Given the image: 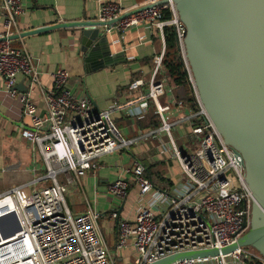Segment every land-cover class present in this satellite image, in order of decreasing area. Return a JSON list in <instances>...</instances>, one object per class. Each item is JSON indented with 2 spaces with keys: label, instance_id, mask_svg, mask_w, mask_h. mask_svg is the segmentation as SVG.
Masks as SVG:
<instances>
[{
  "label": "built area",
  "instance_id": "built-area-1",
  "mask_svg": "<svg viewBox=\"0 0 264 264\" xmlns=\"http://www.w3.org/2000/svg\"><path fill=\"white\" fill-rule=\"evenodd\" d=\"M160 1L144 0L129 8L106 1L98 11L101 21H116L108 25L107 31L124 32L139 24L154 25L160 30L164 52L157 57L149 79L136 78L128 85L131 94L139 93L144 87L148 89L146 97H137L139 106L133 114H145L149 103L155 106L162 124L148 134L161 132L169 137L173 155L180 160L188 178L168 192L155 188L140 161L128 170L142 195L153 192V198L140 208L135 221L120 220L116 212L110 215L118 220L117 249L127 246L134 238L138 253L135 264L153 263L178 252L221 249L233 244L245 233L254 200L246 182L243 158L223 140L199 98L183 47L186 30L175 3ZM0 2L4 18V31L0 34V76L5 77L6 89L18 97L24 115L32 119V127L24 128L22 135L40 151L46 164L45 177L52 181L28 192L23 186H17L0 194V216L7 217L0 228V264H115L100 230L103 214L94 210L74 214L65 196L71 184L80 183L88 171L99 168L97 160L134 143L122 135L112 120L120 106L99 109L90 98L77 97L68 87L73 77L64 68L51 73L54 90L43 86L42 72L33 55L25 47L21 51L12 44L11 37L21 35L18 19L25 10L23 0ZM165 11L171 12L172 17L167 19ZM172 26L177 32L195 97L193 111L183 119L191 127L195 144L191 152L181 151L174 141L172 131L177 121L171 119L183 108H189L188 104L177 98L166 102L162 99L168 93L167 86L159 79L166 52L164 29ZM19 74L29 81L26 93L15 88ZM33 87H39L45 99L44 117L39 115L32 99ZM130 184L128 179L120 177L108 185V191L117 198H125ZM8 228L11 230L6 232ZM244 256L264 262L256 250L239 247L220 258L179 259L171 264H208L215 260L227 264L228 257L243 264Z\"/></svg>",
  "mask_w": 264,
  "mask_h": 264
},
{
  "label": "crops",
  "instance_id": "crops-1",
  "mask_svg": "<svg viewBox=\"0 0 264 264\" xmlns=\"http://www.w3.org/2000/svg\"><path fill=\"white\" fill-rule=\"evenodd\" d=\"M106 1L119 2L122 7L129 8L144 0H23L25 10L18 19L19 34L61 23L102 22L98 11L100 5ZM3 23L0 2V34L4 31ZM99 26L101 32L107 34L113 53L118 54L110 65L103 64L104 61L100 58L87 59V52L82 50L81 44L82 26H61L31 33L13 39L12 44L21 51L25 47L33 55L42 72L41 83L47 89L54 90L51 73L64 68L73 77L68 87L77 97L90 98L93 105L99 109L120 106L119 111L113 114L112 120L122 135L126 139L134 140V143L97 160L99 168L88 171L80 179V183L71 184L66 196L73 200L69 198L70 202L66 196L65 200L74 214H83L88 210L103 214L100 230L114 255L115 264H135L138 253L133 245L134 238L127 246L117 249L118 220L110 215L116 212L120 220L135 221L140 208L153 198V192L144 195L140 193V186L128 172L139 161L147 170L149 165L153 166L154 173L150 176L156 189L169 192L170 188L176 187L169 177L170 159L173 155L169 137L161 132L159 135L144 134L149 129L147 119L157 112L155 106L149 103L145 114H133L139 106L137 97H146L148 89L144 87L139 93L131 94L128 87L136 78L149 79L157 57L164 52V43L160 30L154 25L139 24L124 32L107 31L108 25ZM176 42L180 48L178 37ZM159 79L168 88L163 101L177 98L188 104L189 108H183L178 114L172 115L171 119L173 122L177 121L175 126L180 136L186 141H191L194 147L190 124L183 119L193 111L195 101L191 103L185 99L187 88L172 82L164 69ZM28 83V79L19 74L16 90L26 93L29 90ZM188 93L190 96L191 93L194 95L193 88L192 92ZM32 99L39 115L44 117L47 107L39 87H33ZM0 110L3 113L0 116V194L17 186H23L25 192H28L51 184L52 181L45 177L46 164L40 151L22 135L24 128L32 127V119L29 115H24L18 97L6 89L5 77L2 76ZM162 136L166 141H161ZM120 177L128 179L131 183L125 198H117L108 191V185ZM71 187L76 189L71 190ZM252 260L242 257L243 264H250ZM226 262L242 264L233 257H228ZM208 264H219V261Z\"/></svg>",
  "mask_w": 264,
  "mask_h": 264
},
{
  "label": "water",
  "instance_id": "water-1",
  "mask_svg": "<svg viewBox=\"0 0 264 264\" xmlns=\"http://www.w3.org/2000/svg\"><path fill=\"white\" fill-rule=\"evenodd\" d=\"M173 1L186 30L183 47L199 98L223 140L243 158L246 182L254 200L245 233L233 244L221 249L178 252L148 264L220 258L239 247L254 249L264 257V0ZM114 22L61 23L11 38L61 26H82L81 44L87 59L100 58L103 64L110 65L118 54L111 50L109 38L99 25Z\"/></svg>",
  "mask_w": 264,
  "mask_h": 264
},
{
  "label": "trees",
  "instance_id": "trees-1",
  "mask_svg": "<svg viewBox=\"0 0 264 264\" xmlns=\"http://www.w3.org/2000/svg\"><path fill=\"white\" fill-rule=\"evenodd\" d=\"M165 17L167 19L172 17L171 12L165 11ZM165 41H166V52L163 57L162 61V67L163 69L168 73L170 79L172 82H174L176 85L184 86L187 88V93L185 96V99L188 102H191L194 100L195 97L193 93H191V96L189 95V91L192 92V86L190 85L189 79H188V73L186 71V67L184 66L181 50L177 46V32L174 29V27H165ZM148 123V131H146L144 134H148L153 130H156L161 126V119L159 114L156 112V114H152L149 119H147ZM155 135V134H151ZM153 166L150 167L149 170L145 169V173L148 177H151L154 173ZM151 175V176H150ZM152 179V177H151ZM153 180V179H152ZM154 181V180H153ZM250 264H264L263 261L254 258Z\"/></svg>",
  "mask_w": 264,
  "mask_h": 264
},
{
  "label": "rangeland",
  "instance_id": "rangeland-1",
  "mask_svg": "<svg viewBox=\"0 0 264 264\" xmlns=\"http://www.w3.org/2000/svg\"><path fill=\"white\" fill-rule=\"evenodd\" d=\"M176 127L177 126H175V128L173 129L172 134H173L174 140L177 142L179 149L183 152H191L194 149L191 141H186L184 138H182L180 136V132L176 131L177 130ZM159 134L160 133L157 132V135H159ZM162 135H164V134H162ZM161 141H166V138L162 136ZM170 160H171V166H170L169 177L172 178V182H173L174 186H176L182 182H187L188 178L182 169L180 160L177 159L176 157H174V155H172ZM75 189L76 188L73 187L71 190H75ZM172 190H173V188H170L169 192H171ZM66 197H67V200H69L70 202H71V200H73L69 196H66Z\"/></svg>",
  "mask_w": 264,
  "mask_h": 264
},
{
  "label": "bare ground",
  "instance_id": "bare-ground-1",
  "mask_svg": "<svg viewBox=\"0 0 264 264\" xmlns=\"http://www.w3.org/2000/svg\"><path fill=\"white\" fill-rule=\"evenodd\" d=\"M6 219H7L6 215H4V216H3V215L0 216V228L2 227V226H1V223L7 221ZM11 225H12V223H11ZM9 230H11V229L8 228V229H6L5 231H6V232H9Z\"/></svg>",
  "mask_w": 264,
  "mask_h": 264
}]
</instances>
